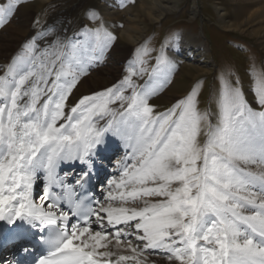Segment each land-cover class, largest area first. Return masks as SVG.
Wrapping results in <instances>:
<instances>
[{
	"label": "snow or ice",
	"instance_id": "snow-or-ice-1",
	"mask_svg": "<svg viewBox=\"0 0 264 264\" xmlns=\"http://www.w3.org/2000/svg\"><path fill=\"white\" fill-rule=\"evenodd\" d=\"M20 2L0 0V27ZM84 35L44 48L37 40L46 33L29 37L0 75V220L47 228L48 252L36 264H146L145 251L163 253L168 264H264V69L252 64L245 73L256 110L225 67L214 124L198 108L196 87L164 112L150 105L175 67L163 51L143 85L133 81L148 71L138 58L140 67L129 64L116 84L69 105L81 76L115 39L102 27ZM106 133L128 151L105 200L93 206L51 191L64 188L61 162L85 165L76 184L86 183ZM39 171L45 188L36 203ZM112 240L128 254L113 252Z\"/></svg>",
	"mask_w": 264,
	"mask_h": 264
},
{
	"label": "rangeland",
	"instance_id": "rangeland-1",
	"mask_svg": "<svg viewBox=\"0 0 264 264\" xmlns=\"http://www.w3.org/2000/svg\"><path fill=\"white\" fill-rule=\"evenodd\" d=\"M108 1L111 0H49L47 2L40 0H21L19 7L15 9V14L11 18L10 23L0 27V33L7 26L17 29L20 28L19 33H10V35L8 34L9 36L4 35L6 38L2 40L0 38V42L3 41V43H5L9 41L10 44H12V49L10 51V53H12L7 57L6 63L2 66V70L5 69L7 64L11 63L13 57L21 53L22 44L29 37H32L33 34H37L41 28L52 19V16L61 14V22H64L66 25L65 29L68 32L65 33L69 35V41L73 43L76 41H85L87 39L84 35L85 33L91 29L102 27L115 37L114 40L109 42L105 53L110 52L109 49H116L115 46L119 45L130 49V54L128 55L129 62L131 61L133 64H136L138 58H142L145 61L143 67L148 71L140 76L133 77V81L137 85H143L145 81L149 79L148 73H150L152 68L156 65V58L161 54V51H163V54L169 60L174 62L175 67L169 76V83H165L149 100L150 105L155 106V112L166 111L178 99L183 98L193 87H196L198 91V108L201 112L207 111L212 113L213 115L210 119L214 124L216 122L215 113L217 110L215 102L216 97L223 83V71L225 67L229 65L232 66L233 71L241 80L242 90L247 102L253 109L261 110L252 90V80L245 73L252 64L255 65L257 70L264 69V43L260 44L261 40L264 41V31H261L259 34H254L252 37L246 32H226L219 23H216L218 22L217 15L224 12L226 13V15L224 14V21L226 24L235 21L236 17H234V13H236L240 7L236 5L234 1L181 0L182 3L179 4L178 8L170 14L168 13V15L163 17L157 24L154 22L155 24L149 27L147 32H144V36L138 44L134 46H129L128 44L123 46L124 43L117 37L113 30V26L107 21L108 19L106 17L102 16L104 7L108 8L107 10H110V7H112L111 4H108ZM113 1L118 2L120 8L123 7L122 5L125 1L130 2L134 8H136L139 3V0ZM5 2H7V0ZM35 4L38 6H34ZM193 5L197 8L194 14H192L191 10ZM33 6L35 8H32ZM92 15H95L96 19H92ZM250 25V23L244 25V29H246V27L248 28ZM187 34H196L204 41L207 47L206 54L188 55L187 53H177L172 50V43L175 38ZM3 51L4 50L1 49L0 53ZM144 52H147L148 55H144ZM120 62V60L116 59L114 61L112 59L105 61L103 66L106 65L112 72L111 75L108 74L104 77L108 84L101 88L93 86L91 88L93 90L90 89L85 92H79V94L75 96H70L69 105L74 104L83 95H88L111 87L113 84L123 79V77L127 75L129 64ZM94 64L97 66L100 63L98 61ZM183 65L189 66V68L194 71L191 70L178 81H174L179 69H181ZM136 67L139 68L140 65L136 64ZM94 68L96 67H91V69ZM199 68L207 70L206 73L199 75L198 72H195V70ZM183 69L184 68L181 70ZM87 71H89V68ZM193 75L199 76L194 77ZM178 89L183 90H181L183 92L182 96H179L181 91H177ZM173 92L174 94H172ZM163 97H165V99ZM204 139L205 137L202 133L200 140L203 142ZM116 156L117 155L112 154L109 159L115 161ZM108 179L109 175H102L101 181L105 182L108 181ZM41 183L42 182H40L39 187L42 186ZM97 185L99 186L100 183H97ZM35 193L36 196L39 194L41 196L43 194L40 189L35 191ZM129 239H131V237H129ZM4 255L6 254L3 253V256Z\"/></svg>",
	"mask_w": 264,
	"mask_h": 264
},
{
	"label": "bare ground",
	"instance_id": "bare-ground-1",
	"mask_svg": "<svg viewBox=\"0 0 264 264\" xmlns=\"http://www.w3.org/2000/svg\"><path fill=\"white\" fill-rule=\"evenodd\" d=\"M40 1L47 2L49 0H40ZM232 1H234L235 4L240 7L237 10V12L234 13V17H236L235 21L226 24V22L224 21V17H225L224 14L226 15V13L224 12L217 15L218 22L216 23H219L220 26H222L226 32L227 31L232 33L246 32L252 37L254 34H259L261 31H264V0H232ZM180 3H182L181 0H139V3L137 4L136 8H134L132 7V4L130 2L125 1L124 4L122 5L123 7L120 8L118 2L111 0L108 1V4H111L112 7H110V10H107L108 8L104 7V12L102 16L106 17L108 19L107 21L111 24V26H113V30L115 31L117 37L120 38L121 41L124 43L123 46L127 44L129 46H134L138 44V42L144 36V32H147V29L149 27L153 26L155 23L157 24L158 22H160V20L163 17H166L168 13L170 14L171 12H173L176 8H178ZM34 6H38V5L35 4ZM34 6L32 8H35ZM191 10H192V14L196 13L197 11L196 6L193 5ZM62 13H67V12H62ZM249 23L251 25L248 26V28L246 27V29H244V25H248ZM65 27H66L65 23L61 22V14H56L52 16V19L45 26H43L41 30L37 33V34L46 33L45 39L38 38L37 43L41 48H44L47 47L48 43H51L57 37L61 41H65V42L69 41L68 39L70 37L69 35H67V33H65L68 32L66 31ZM14 32L19 33L20 28L17 29L7 26L1 32L2 34L0 33L1 40L6 38L5 36H7L8 34L10 35V33L14 34ZM37 34H33L32 36ZM261 43H264V41L261 40L260 44ZM11 46L12 44H10L9 41L5 43H3V41L0 42V47H1L0 50L1 49L4 50L2 53H0V75H3L5 69L2 70L3 68L2 66L4 63H6L5 61L7 60L9 54L12 53V52L10 53L12 49ZM172 46H173L172 50L174 52L183 53V54L187 53L188 55L189 54L202 55V54H206L207 51L206 44L196 34L195 35L187 34V35H182L180 37H176L174 42L172 43ZM115 47L116 49L115 48L109 49L110 52L104 54V56L99 60L100 63L99 65L96 66V64H93V66H91L96 68L91 69L90 67L89 71H87V74L81 76L79 84L73 90V94H72L73 96L79 94V92L88 91L93 86L97 88H101L108 84L104 77L108 74L111 75L112 72L109 67H107L106 65L103 66L105 61H109L110 59L114 61L116 59V60H120L123 63L126 62V64H133V62L128 61L129 59L128 55L130 54V49L128 47H121L119 45L118 46L116 45ZM182 68L184 69L181 70ZM182 68L179 69V72L174 78V81H178L179 79H181L182 76H185L186 73L192 70L189 68V66H185V65H183ZM206 71L207 70L203 68H199L195 70V72H198L199 75H201L202 73H206ZM199 75H193V76L197 77ZM181 90L178 89L177 91H181ZM182 91L179 94V96H182L183 94ZM172 94H174V92ZM163 98L165 99V97ZM111 107L116 108L118 107V105L116 106L112 105ZM104 138L106 140V145L102 147V150L99 153V159H97L95 163L94 171L90 174L93 191L97 195V199L100 201H104L105 197L107 196V192L110 189L108 183L109 180L119 177L120 170L117 165L120 161H122L125 158L126 153L128 151L125 142L119 137L114 136L111 133H106ZM112 154L117 155L116 156L117 160L116 158L115 161H111L109 159V157H111ZM82 170H86V166L79 163L78 161L59 163L57 167V178L63 183L64 185L63 190L66 191V190L74 189V187L76 186V179L79 177V174L81 173ZM253 170H258V169L253 168ZM44 175L45 174L43 171H39L37 173L38 178L33 186L32 196L36 203L40 202V198L44 194V188H45ZM102 175H107V176L109 175L108 181L102 182L101 181ZM40 182H42L41 187H39ZM97 183H100V185L98 186ZM39 189L43 194L41 196L40 194L36 196L35 191H38ZM50 190L56 192L58 195L59 193H62L61 191H63L59 186H53ZM15 230H24V232L26 233L29 231H36V229L29 228V226L23 224L21 221H17L15 224H9L6 221H3V227L0 228V234L3 233L8 234L10 232H15ZM108 231L114 232L115 229L108 228ZM109 239H112V237L110 236ZM131 240L134 245L139 243L138 241L135 240L134 237H131ZM114 244L115 241L112 240V244L109 245V248H111L113 252L119 251L120 254H128L127 250L123 247V244L120 249H116L115 247H113ZM11 251L12 249L3 250V253H5L6 255L3 256V253L0 254V264H10L8 260V256ZM143 258L146 259V264H152V261H155L156 264H168L166 256L163 253L155 254L152 253L151 251H145L143 254ZM113 259H115V257H113Z\"/></svg>",
	"mask_w": 264,
	"mask_h": 264
}]
</instances>
